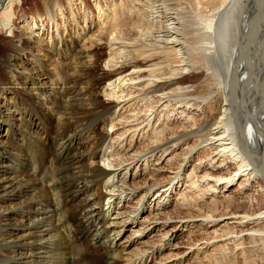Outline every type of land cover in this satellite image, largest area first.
I'll use <instances>...</instances> for the list:
<instances>
[{
    "label": "bare ground",
    "instance_id": "1",
    "mask_svg": "<svg viewBox=\"0 0 264 264\" xmlns=\"http://www.w3.org/2000/svg\"><path fill=\"white\" fill-rule=\"evenodd\" d=\"M136 1L110 0L107 9L98 5L97 36L81 43L59 36L56 21L62 10L57 3H49L45 16L54 29L46 50L25 18L23 25L14 27L8 12L19 0H0L4 11L0 31H7L6 43L12 48L0 81V127H5L0 145L6 143L0 152V264H77L73 249L80 261L91 258L87 264H93L98 260L94 254L103 247L112 251L114 264H145V257L170 240L169 233L160 235L164 243L151 248L144 244L139 253L126 249L141 245L138 238L172 219L145 217L147 222L142 221L125 241L119 236L143 211L139 201L132 207L125 201L135 193L127 174L140 165L144 173L157 152L160 158L152 166L166 156L165 162L171 161L178 151L185 155L173 177L146 188V195L155 189L153 216L171 194L177 195L176 202L180 199L177 207L182 210L196 211V204L207 198L211 202L205 215L175 223L188 227V234L194 229L203 234L187 248L189 253L196 250L194 258L208 246L213 256L224 254L227 245L240 248L239 239L245 233L264 241V0H192L213 34L209 48L203 45L202 28L197 38L192 36L180 8L153 5L149 13L155 21L142 27L131 19ZM66 5L73 8L71 1ZM86 18L93 22L95 16L86 10ZM81 20L86 24L83 16ZM25 27L29 31L24 34H32L27 42L40 46L42 58L37 60L48 77H40V70L24 74L15 64V56L21 58L32 49L13 36L15 28ZM103 47V72L96 74V56ZM59 68L65 69L63 74ZM203 71L208 72L206 80ZM102 80L105 85L100 92ZM171 106L174 111L181 109L173 114L175 127L166 122ZM186 110L199 120L188 114L182 118ZM162 114L164 122L150 123ZM107 123L122 133L114 139L107 131H97ZM125 135L144 141L146 150L130 149L126 160L119 156ZM201 152H206L205 160L197 159L184 175V188L177 190L190 157ZM103 156L107 159L100 165L98 159ZM52 160L59 175L51 180L52 187H45L31 170L38 165L42 172ZM162 168L155 171L162 174ZM220 189L231 191L218 210L213 199ZM236 202L246 205L236 207ZM221 219L228 221L218 223ZM231 224L235 230L230 232ZM69 227L82 235L80 248L71 246ZM199 259L205 260L206 255Z\"/></svg>",
    "mask_w": 264,
    "mask_h": 264
},
{
    "label": "rangeland",
    "instance_id": "2",
    "mask_svg": "<svg viewBox=\"0 0 264 264\" xmlns=\"http://www.w3.org/2000/svg\"><path fill=\"white\" fill-rule=\"evenodd\" d=\"M5 1H8V0H5ZM66 1L72 2V5H73L72 9L71 8L69 9L67 7ZM165 1L166 2H164V4H162V5H159L161 3V2H159V0H138V1H136L134 3V8H133V6L131 7V10H134V11H132L131 19L135 22L140 23L142 27H147L148 24H151L153 21H155V20H153V21L151 20V16L149 13L151 11V8L153 7V5L154 6L158 5L159 8L165 6L166 8L171 9V10L173 8L174 9L180 8L181 10H183L185 22L188 24L189 28H191L190 33L192 34V36H194V38H197L199 31L202 28L203 29L202 30L203 35H204L203 45L206 44L204 46H208V48H209L210 45L208 43H209V40L211 39L213 34L206 28L207 25H204L202 18H201L202 15L198 11V9H196L195 6L193 5V1H196V0H193V1L192 0H165ZM49 3L50 4H54V3L56 4L57 3L56 7L57 8L60 7L62 10L61 12L58 11L59 16L57 17V21H56L58 23L59 31H57V32H59V36L60 37L62 36L64 38L71 37L77 43H81L82 42L81 40H83V39L88 40L89 38H91V36H97V29L100 27V24L98 22L100 20L97 19V13L99 10V8H97V6L100 5V7L107 9L106 6L111 5L110 0H19L18 5H16L14 2L13 4H15V5H13L10 8V10L8 8V10L10 11V12H8V15H9V17H11L14 27L17 28L20 24H22V19L25 18V21H28V24H29L28 26L29 27L31 26V28L33 29L32 33H34L35 35H38L40 37V40H41L40 46L43 45V47L46 50L50 48L49 42L51 39L48 40V35H51L53 33L52 29H54L53 25H51L47 22V18L45 16V8ZM1 5L4 6V2ZM138 6H140V7H138ZM138 9H140V11H138ZM86 10L89 12L91 11V13H93V15L95 16V18L92 19L93 22H88V20L86 18ZM118 10L119 9H117L116 11H118ZM0 11H1L0 13L4 12L3 9ZM133 14H134V16H133ZM137 14L138 15L140 14V15L138 16ZM82 16L85 18L86 24H84V20H81ZM91 16H92V14L89 15V17H91ZM87 22L90 23V25L92 26L91 29H88ZM155 25H158V24H156V22H155ZM16 28L14 30L15 32L13 35L15 37V39H19L21 41V43L25 44V45L28 43L29 47H32V49H31V52L25 51V52H23V54H20L21 58H18L17 56H15V64L16 65L18 64V69L23 70L22 72L24 74H26L27 72H33V70L37 71V72H38V70H40L41 72H38L40 77L45 78L47 76L46 72L42 67H40V64L38 63V60H41V58H42V55L40 52V46L33 47V44L31 42H27V40H28L27 37L29 38L30 35L32 36V34L30 32L28 33V35L24 34V33H27L29 31L27 27H25L24 29L18 28V30ZM205 31H206V33H205ZM208 34L210 36H208ZM7 35H8L7 31H0V81L3 79V75L1 72L2 67H3V63L6 59H8V57L11 55V52H12V48L9 47V45L6 43V41L9 39L7 37ZM207 36H208V38H206ZM213 38L211 39V41L213 40ZM36 39H38V38H36ZM205 39L207 41H205ZM194 41H195V39H194ZM210 44H211V42H210ZM13 51H15V48H13ZM105 51H106V49H104V47H103L102 54L100 56H98V55L96 56L97 59L99 58L98 64L95 68L96 74H100L103 72L102 62L106 57ZM213 55H215V54H213ZM38 57H39V59L37 60ZM24 58H26V62L23 61ZM27 62L30 63L29 66L26 65ZM64 71H65V69H63V68L58 69V72L60 74H63ZM207 73L205 71H203L201 73L202 79L206 80V76H208ZM49 81H52V80L49 79ZM104 85H105V82L102 80L101 84L99 86L100 92H102V90H103L102 88ZM6 86L7 85L4 84V87H6ZM126 89H128V88L126 87L124 90H126ZM125 93H126V91H125ZM123 94H124V92H123ZM173 107L171 106L167 109L166 115L168 117L166 119V122L169 125H172V126L174 125V127H175L177 122H175V117H173V114H174V112H177V111L180 112L181 109L174 111V110H172ZM147 109H148V107H147ZM163 114L160 116V118H159V116L155 115V118L151 119L150 123L153 122L152 124L156 123V125H158L160 122L161 123H162V121L164 122V120H162ZM187 114H188V111L186 110L185 112H182L180 115L182 118H184ZM188 115L192 116V118H195V119H193L195 121L199 120L196 113L195 114L189 113ZM0 128L2 129V133H0V136H1L5 132V127H0ZM149 128L150 127H148V130H149ZM97 131L98 132L107 131L110 133V135L112 134L111 136L114 139L116 138V136H118L119 134L122 133L120 130L111 128V125L109 123L102 125V126H99L97 128ZM39 132H41V130H39ZM130 136L131 135H125L124 136L126 140L124 139V143H123L122 148H119V150H118L119 151L118 155L121 156L122 158H125V160L127 159L126 153L130 152V149H131V151H134V150L144 151V150H146V146H145L144 141H142V140L139 141L135 138L131 139ZM3 139H4V137H3ZM19 139H20V136L18 137V140ZM110 141L111 140L109 139L107 142L110 143ZM3 145H6V143L0 145V152H3L5 149ZM50 151L52 152V149H49V151L47 152L48 155H50V153H51ZM178 153H180V154H178L171 161L165 162V160L169 158V156H166L165 159L159 160L158 165L152 166V163L156 162L160 158V153L157 152L155 157H153V160H151L152 161L150 163L151 165L150 164H149L150 166L145 165L144 173L142 172V169H141L142 165H140V166L138 165L139 167H137L136 171H134L135 167H136V166H134L128 172L127 183L129 185V187L134 189L135 193H132V196L130 198H126L125 201L131 207L134 206L137 203V201H139L138 204L142 205L143 211L136 217L137 219L135 218L136 219L135 224L131 225L130 227L128 226L125 230L121 231V234L119 236L122 238L121 240L125 241V239H127V237L129 235H131V233L133 231L138 230L137 227L139 224L143 223L144 221L147 222L146 220H144L145 217H147L149 220H154L155 218L156 219L160 218L161 220L171 218L172 221L169 222L168 225H165L163 228H161L159 230L157 227H155V229H152L149 232V234H146V236H142V237L138 238L139 240H137V241L143 242L141 245L135 244V246H130L126 250L127 251L133 250V251L139 253L141 248H142V245H144V244L147 248H149V247L151 248L153 246L155 247L156 245L160 244V242L164 243V241H162V239H161L162 237L160 235L163 232H167V233H169L168 240H169V238H170V240L167 241L166 245L164 244L165 246L162 247L159 251H156V253L153 256L145 257V261H146L145 264H167L169 259L172 261V260H174V258L176 260L169 263V264H200V263H202V264H264V241L259 240L258 238H255V237L251 238L250 236L246 235L247 233L242 234L241 235L242 237L239 239V242L241 243V245L243 244L242 246L239 245L240 248L238 247L236 249H233L232 245H227V247H225V248H227L228 250H226L224 254L217 253V254H214L215 256L211 255V253H209V249H210L209 246L204 251L197 252L198 255H196V258H194V253L196 250L192 253H189L187 248L190 247V245L195 244L197 241H199L203 237V234L201 233V231H199V230L197 231L196 229L192 230L193 233L188 234V229H189L188 227H185V225H183L181 227H177V224L175 225V223L179 219L185 220L186 218H190V217H194V216H198V215H202V216L205 215L204 213L207 212V210L211 204L209 198H207L208 200L205 199L206 201L204 200L203 202H200V204H196V208L199 206L198 209H196V211L195 210H182V209L177 207V204H179L180 199H178V201L176 202L177 195L171 194L170 196L166 197L165 200H168V202H167V204H165L164 206L161 207L162 209H161V211H159V214L156 215V217L153 216V215H155V212H153V209L151 207H153L154 200L156 198V195L154 193L155 189L152 190L150 192V194L146 195V193H147L146 188H148L149 185L161 183V182L167 180L169 177H173V173L175 172V170L178 169L179 164L182 162L181 158L183 157V155H185L184 154L185 151H182V152L178 151ZM0 155H1V153H0ZM205 156H206V152H201V153L193 154L190 157V160H189L190 162L187 164V167L183 170V172H181L180 182H179L177 190H179L181 187H182L181 189L184 188V183H185V181H184L185 176L184 175H186V173L191 169V167L194 166V164L197 162V159L198 160L201 159L203 161L206 158ZM106 159L107 158H105L104 156L99 157L98 163L100 165H102ZM55 163H57L56 160H52L50 166L48 164L46 166V168H43L42 172H41L40 166H38V165L37 166L35 165L34 168H32V170H31V172H33L34 175L37 176V180L41 181L43 179L42 182L45 185V187H52L54 182L53 181L51 182V180H53L54 176L59 175V170H57V171L54 170V167L56 166ZM160 167H163L162 169H164V171L161 172L162 174H158L155 171V170L158 171ZM43 171H44V174H42ZM154 173L157 174L156 177L154 176ZM152 174H153V176H152ZM45 176H47V177H45ZM151 176H152V178H151ZM132 178H134V179H132ZM49 182H51V183H49ZM152 182H154V183H152ZM47 183H49V185H47ZM237 183L238 182H236L235 185H237ZM159 189H161V188H159ZM159 189L156 188V191ZM227 191H231V190H221L220 189L219 192H217V194H215L217 197H214L215 199H213V200L218 201V202H216V205H217L216 208L218 210H219V206L221 209V205L225 204L226 200L225 201H222V200H224L223 199L224 195H226V193L228 194ZM174 193H177V192H174ZM244 193L245 192H242L240 195L242 196ZM229 194H230V192H229ZM143 195H146V196L140 200L139 198H141ZM157 199H159V198H157ZM235 200H237V199H235ZM125 201H124V203H126ZM124 203H123V205H125ZM149 203H151L150 206H149ZM208 203H210V204H208ZM161 204H162V198H161ZM245 205L246 204H244V205L238 204L237 202L234 204V206L242 207V208L245 207ZM198 211H200V212H198ZM127 212H129V211L126 210V213ZM217 215H221V214L217 213ZM123 216H125V215H123ZM225 221H228V220L227 219H224V220L221 219V221H219L218 223H222V222L224 223ZM169 224H172V225L169 226ZM233 226H234V224L230 225V227H231L230 232L232 230H235V229H233ZM67 232H68L67 233L68 236L71 239V246L72 247L77 246L81 243L82 240L80 238L82 235H77V233L75 232V230H73L72 227H69L67 229ZM77 248H80V247L77 246ZM121 250H122V247H121ZM126 250L124 251L125 253H126ZM74 251L75 250L73 249L72 253H73L75 260L77 261V264H87L89 259L91 260V258H89V259L88 258L87 259L82 258L80 261V258H79L80 255L78 254V251H75V252ZM184 251H186V252H184ZM94 255L97 257L98 260L93 261L92 262L93 264H114V262H115V259L112 255V251L107 247H105V248L103 247L102 250H100L98 253H95ZM203 255H206V259L200 262L199 258ZM126 258H129V256ZM121 262H120V264H121ZM123 263H124V261L122 262V264Z\"/></svg>",
    "mask_w": 264,
    "mask_h": 264
}]
</instances>
